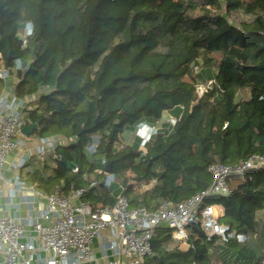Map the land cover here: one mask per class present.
<instances>
[{"label": "trees", "instance_id": "1", "mask_svg": "<svg viewBox=\"0 0 264 264\" xmlns=\"http://www.w3.org/2000/svg\"><path fill=\"white\" fill-rule=\"evenodd\" d=\"M0 56L10 76L0 94L12 77L16 97L49 88L23 111L26 125L39 120L32 134L74 138L31 161L41 168L27 179L45 193L61 184L67 194L72 184L84 188V201L112 205L117 194L96 171L104 158L128 205L153 210L205 190L211 164L264 155V0H0ZM208 79L199 98L195 86ZM175 107L171 129L145 150L134 136L121 144L125 132ZM227 186L207 203L246 237L251 264H264V169L231 175ZM189 231L186 250L170 249V230L157 226L145 263L211 264L216 238L206 241L197 222Z\"/></svg>", "mask_w": 264, "mask_h": 264}, {"label": "built area", "instance_id": "2", "mask_svg": "<svg viewBox=\"0 0 264 264\" xmlns=\"http://www.w3.org/2000/svg\"><path fill=\"white\" fill-rule=\"evenodd\" d=\"M28 26L22 37L29 34ZM1 61L0 56V79L5 81L9 75ZM213 83V79L197 83L198 97ZM47 92L49 88L45 86L37 94L16 97L13 86L0 94V264H146L145 258L152 252L151 239L159 225L170 230L174 243L186 242L190 226L196 222L206 241H245L243 234L229 232L219 223L218 205L207 201L228 193L227 179L231 175L264 169V155L253 154L232 166L211 164L208 172L212 180L205 190L177 203L161 201L153 210L130 207L121 194L112 205L96 207L82 199V187L71 184L65 194L60 184L45 193L27 181L22 170L32 160L42 162L57 147L74 141L73 137L52 135L38 137L33 146H26L27 137L20 131L26 125L23 111L38 94ZM174 122L175 118H169L170 127ZM158 126L159 120L140 122L133 135L128 132V137L122 136L121 144L130 145L134 136L138 149L145 150ZM94 148L93 142L87 151L91 153ZM10 153H14L13 160L7 163ZM100 163L105 166L107 162L101 158ZM96 171L100 173L104 168ZM71 172H77V167L73 166ZM114 180L112 174L106 173L103 184L109 187ZM96 183L92 180L89 186Z\"/></svg>", "mask_w": 264, "mask_h": 264}, {"label": "rangeland", "instance_id": "3", "mask_svg": "<svg viewBox=\"0 0 264 264\" xmlns=\"http://www.w3.org/2000/svg\"><path fill=\"white\" fill-rule=\"evenodd\" d=\"M9 77L7 80H9ZM14 77L11 78V83ZM14 84V82H13ZM129 135L128 132H126ZM126 135V136H127ZM30 139L35 140L37 138L36 134H30ZM138 149V146L136 147ZM91 159H93L92 154H87ZM95 160H99L98 156L94 157ZM25 168L23 169V171ZM26 179V178H25ZM110 192L113 194H119L121 186L117 180H114L109 186ZM116 195V196H117ZM253 251L252 247L245 243L231 242L227 244L219 243V248L213 250V254L210 256L211 264H251L252 263Z\"/></svg>", "mask_w": 264, "mask_h": 264}, {"label": "crops", "instance_id": "4", "mask_svg": "<svg viewBox=\"0 0 264 264\" xmlns=\"http://www.w3.org/2000/svg\"><path fill=\"white\" fill-rule=\"evenodd\" d=\"M11 84L12 85H7L5 88L6 89H10V87H13L14 86L13 83H11ZM37 97L38 96H36L35 99ZM180 111H181V108L180 107H175L173 109H170L168 111L163 112L162 115H161V117H160V119H159V126H158L159 131H164V132L165 131H169L171 129L170 123H169V118H175L176 119L179 116ZM123 135L126 136L127 135L126 132ZM127 137H128V135H127ZM25 138H26V146H28V147L33 146L37 142V139H38V137H37L35 140H31L30 139V136H25ZM13 156H14V153H10L9 154V156L7 158V163L10 162L11 160H13ZM36 167L41 168V165L38 164V163H31V164H29V166H27L24 171L22 170V176L24 178H26V180L28 181L27 175H26L27 172L36 169ZM218 210H219V213L222 212V208L220 206H218ZM168 246L171 247V249L177 247L178 249L183 250V251L188 248L187 242H180V243L170 242Z\"/></svg>", "mask_w": 264, "mask_h": 264}, {"label": "water", "instance_id": "5", "mask_svg": "<svg viewBox=\"0 0 264 264\" xmlns=\"http://www.w3.org/2000/svg\"><path fill=\"white\" fill-rule=\"evenodd\" d=\"M7 66H9V63H7ZM39 125V120H36L35 122L29 123L27 125H24L21 127V133L24 136H29L32 134L34 131H37ZM111 169V162H107L104 166V172L109 173Z\"/></svg>", "mask_w": 264, "mask_h": 264}, {"label": "clouds", "instance_id": "6", "mask_svg": "<svg viewBox=\"0 0 264 264\" xmlns=\"http://www.w3.org/2000/svg\"><path fill=\"white\" fill-rule=\"evenodd\" d=\"M28 31L31 33V25L28 26Z\"/></svg>", "mask_w": 264, "mask_h": 264}]
</instances>
